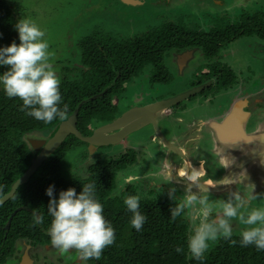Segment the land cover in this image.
Here are the masks:
<instances>
[{
  "label": "trees",
  "instance_id": "obj_1",
  "mask_svg": "<svg viewBox=\"0 0 264 264\" xmlns=\"http://www.w3.org/2000/svg\"><path fill=\"white\" fill-rule=\"evenodd\" d=\"M18 21L19 11L14 0H0V47L13 42L18 44L15 30ZM195 26H189L184 19L166 20L130 38H114L97 32L82 40L80 65L66 68L67 72L60 75L59 107L67 106L62 120L54 119L44 124L27 116L20 110L22 101L9 99L0 88V198L11 190L37 156L28 137L50 138L80 105L79 131L89 137L98 127L118 117L112 100L122 97L126 86L135 78L150 69V83H171L173 79L165 65L166 57L172 52L192 49L202 53L206 67L200 69L198 82L191 84V88L214 78L215 84L200 94L219 93L236 82L232 70L218 61L222 50L243 37L256 35L254 37L264 41V16L260 12L242 13L235 22L216 18L207 30ZM7 67H0V73ZM204 69L208 71L206 74L201 73ZM78 144L85 145L74 136L66 138L27 183L0 206V264H6L16 246L22 243L29 248L51 246L46 232L51 221L47 214L49 197L45 195L49 185L53 186V197H56L68 188L79 193L87 183L96 185V198L103 205V215L115 229L114 243L103 250L99 261L89 260L87 264H200L189 257L186 247L189 223L184 216L173 219L170 215V209L175 206L171 199L140 198L139 210L147 219L140 231L131 228L132 213L123 201L137 194L132 188L118 196L113 191L117 173L133 163L132 153L120 156L119 160L99 157L96 164L89 166L85 178L60 176L58 172L66 153ZM19 208L21 210L13 215ZM34 215L43 216V223L35 224ZM176 248L182 251L178 253ZM20 255L13 258L14 261L18 262ZM203 264H264V251H257L251 245L241 247L239 234H233L230 240L221 238L212 243L204 254Z\"/></svg>",
  "mask_w": 264,
  "mask_h": 264
},
{
  "label": "rangeland",
  "instance_id": "obj_2",
  "mask_svg": "<svg viewBox=\"0 0 264 264\" xmlns=\"http://www.w3.org/2000/svg\"><path fill=\"white\" fill-rule=\"evenodd\" d=\"M138 1L142 4L124 6L118 0H14V3L17 5L20 20L28 19L45 32V39L49 44V52L52 53L50 63L59 80L60 75L67 72L66 68H76L80 65L79 45L81 41L97 32L114 38H129L151 30L165 22L166 19L173 21L184 19L186 24L191 27L196 25L195 27L201 26L202 29L207 30L211 26L212 19L217 16L227 18L231 22L238 21L242 13L254 14L260 12L264 16V0ZM254 36L238 39L226 50H222L218 61L232 70L236 82L226 90L207 96L209 98L206 102L201 103L208 110H220L223 106L230 104L232 99L243 97L242 100H246L254 112L252 119H249V124L253 128L250 126L249 130L256 133L259 129L264 131V104L255 106L259 99H264V41ZM187 54H191L193 62H190L191 59H187ZM182 55L184 59L180 56V60H187V65L181 73L177 69L175 55L172 57V54H169L165 59V65L172 75L173 80L171 83L167 85L150 83V69H148L127 85L123 93V99H121L119 112L122 113L124 111L125 113L130 109L148 106L157 100L162 101L172 98L192 89L191 84L195 81L200 69L206 67L203 65L205 62L199 50H190L189 53ZM202 96L198 94L196 97L183 102L182 107L186 108L188 112L178 113L177 116H181L186 122H189L190 115H194L190 111L196 115V108H199L200 105L198 100ZM129 107L132 108L128 109ZM201 111L206 110L202 109ZM147 130L149 131V129ZM147 130L140 131L141 133L137 132L128 138L129 141H136L134 145L128 142L127 144L131 145H127V147L126 145H121L108 149L100 148L99 150L101 151L99 153L107 154L105 156L108 157L109 155L112 158V156H117L119 153L124 152L126 148H132L141 160L142 156L146 155L147 157L148 155L146 151L148 141L144 143L143 140H147V138L141 137L139 134L146 136ZM33 138L29 136L28 140ZM81 149L84 150V153H87L85 148ZM79 154L80 152L76 150L66 153L58 172L60 176L66 178L71 177V175L79 178L88 176L86 166L89 161L91 166H93L96 160H81L79 159ZM258 162L256 168L258 167L263 173H259L262 175L263 180L257 177L255 183L237 181L233 182V184H228L234 185L236 183L237 188H240L242 192L247 191L251 185H254L253 194L263 200L264 160ZM225 168V166L221 168L220 174L225 172ZM127 172L135 174L136 169L127 170L117 177V193L122 190L119 185L122 183L124 176L122 178L121 176L128 174ZM257 186L259 190H257ZM227 190L229 189L219 194L220 197H224L219 199L228 198L229 193ZM209 195L210 199L216 197L215 194ZM156 197L168 199L169 196L167 193L158 192ZM253 201L255 202L254 205H257V200ZM185 218L187 217L185 216ZM188 222L189 224L191 223L189 219ZM245 227L238 221H234L233 234H239ZM28 247L27 245L23 247V243L17 245L16 251L12 257L7 259L6 264H16L13 258L24 254L25 251L28 257L31 254L33 259H38V261L34 259L35 264H81L77 258L78 254L71 249H69L68 253L61 254L52 245L30 252Z\"/></svg>",
  "mask_w": 264,
  "mask_h": 264
},
{
  "label": "clouds",
  "instance_id": "obj_3",
  "mask_svg": "<svg viewBox=\"0 0 264 264\" xmlns=\"http://www.w3.org/2000/svg\"><path fill=\"white\" fill-rule=\"evenodd\" d=\"M19 44L13 42L0 47V67L8 66L0 73V88L9 99L22 101L21 111L44 124L54 119H64V108H60V80L50 63L52 53L45 39V32L34 22L23 19L15 24ZM183 175V173H181ZM184 195L170 209L173 219L186 216L190 220V233L186 247L189 257L203 264L204 254L218 239L230 240L233 222L246 227L239 233L241 247L254 246L264 251V207H250L258 199L254 185L245 192L232 191L227 199L211 200L207 187H199L196 175L188 177ZM193 185L196 191H193ZM211 186V181L208 182ZM175 188L170 189L169 198L175 201ZM49 197L47 214L51 217L46 229L51 245L59 253L75 251L81 264L89 260L99 261L103 250L115 241V229L103 215V205L96 198V185L84 184L81 191L68 188L53 197V186L45 189ZM132 213L131 228L140 231L146 216L139 210L140 197L129 195L123 201ZM34 223L42 224L43 216L34 215ZM236 243V241H232ZM176 248V252H181Z\"/></svg>",
  "mask_w": 264,
  "mask_h": 264
},
{
  "label": "flooded vegetation",
  "instance_id": "obj_4",
  "mask_svg": "<svg viewBox=\"0 0 264 264\" xmlns=\"http://www.w3.org/2000/svg\"><path fill=\"white\" fill-rule=\"evenodd\" d=\"M118 1L124 6H137L142 4L138 0H129V3L127 4L122 0ZM216 18H219V16L213 18L212 20ZM189 51L171 53L172 57L173 55L176 56L175 63H177V69L180 73L187 65V60L181 61L182 59L180 60V56L183 58L182 54L189 53ZM191 58V54H187V59ZM190 62H193V60L191 59ZM203 71H205V69ZM203 71H201L202 74H206L208 72ZM196 82H198V76H196L195 81H193V83ZM207 84H209V86L205 89H208L211 85L215 84L214 78L204 81L200 86H205ZM198 94H195L185 101L196 97ZM123 95L120 98L115 97L112 100V105L117 108L118 117L124 113V111L122 113L119 112ZM207 96H211V94H204L199 98V108H196V115L194 112L190 111L194 115H190L189 113L191 117L189 122H186L181 116H177L178 113L188 112L186 108L182 107V103L185 101L173 106L158 117L156 119V124L163 140L156 134L152 125H148L137 131L142 132L149 129V131L147 130L148 132L145 131L146 136L139 134L141 137L147 138V140H143L144 143L148 141V147H146L148 155L147 157L146 155L142 156L143 158H141V160L138 158L136 151L132 148H126L124 152H118L119 154L117 156H112V158L109 155L108 157L105 156L107 154L103 155V153H99L101 151L99 150L100 148H97L93 155L90 156L88 153V147L85 143L83 144L86 146L78 145L70 151L76 150L77 152H80L79 159L81 160H98L99 157L106 160H119L120 156L125 155L128 152L132 153L133 163L121 168L120 172L116 175L115 190L113 193L117 196L126 189L132 188L135 191V194H137L140 198H155L158 192L167 193L169 196L170 189L175 188V193L173 194L175 201L171 200L179 203L182 195H184L185 187L188 183H190L187 181L188 177L194 174L197 177L199 187L204 185V187L208 188L209 194H215L216 197L211 198V200L224 198L223 196L220 197L219 194L226 192V189H229L227 190L228 193L232 191L242 192L240 188H237L236 183L234 185H229L228 183L233 184V182L237 181L255 183L257 177H260L263 180L261 175L263 173L258 167L256 168V166L259 163L258 161L264 160V149L262 147L259 148L256 144H254L252 139L258 135L264 134V131H260L259 129L255 133V131L249 130L250 126L253 128V126L249 124V119H252L254 112L251 105L248 104L246 100H242L243 97L232 99L230 104L223 106L220 110H208L202 104L209 98ZM158 101L159 100L153 102V104ZM260 104H264V99H259L255 106ZM130 108L132 107H129L128 109ZM202 109H205L206 111H201ZM77 127L78 131L79 129L81 130V126L79 124H77ZM133 134H130L116 145L102 148L108 149L110 147L114 148L121 145H126V147L127 145H134L136 144V141H129L128 139ZM128 142L131 144H127ZM168 147L170 149H168ZM81 148H85L87 153H84V150ZM90 165L89 161L86 166L87 170ZM224 166L226 167V170L220 174V170ZM135 169V174L127 172L128 174L121 176V178L124 176L123 180H125V184L122 187V190L117 193V177L127 170ZM181 173H183V175H181ZM233 176L235 177L232 179ZM209 181H211V186H208ZM192 190L196 191L195 185H193ZM257 190H259L258 186ZM256 200L257 205H254L255 202L251 201L250 207H264V198L261 200V197H258ZM185 219L188 222V219ZM38 248L40 247H35L33 249L30 247L28 251H35ZM22 256L23 254L20 256V259L16 262V264H20ZM29 258L32 264H35V258L33 259L31 254L29 255ZM35 260L38 261V259Z\"/></svg>",
  "mask_w": 264,
  "mask_h": 264
},
{
  "label": "water",
  "instance_id": "obj_5",
  "mask_svg": "<svg viewBox=\"0 0 264 264\" xmlns=\"http://www.w3.org/2000/svg\"><path fill=\"white\" fill-rule=\"evenodd\" d=\"M124 3H129V0H122ZM209 84L195 87L189 91L168 98L157 103L134 108L126 111L120 117L115 119L112 123L102 126L93 131L92 135L89 137H84L78 131V113L81 105L75 109L72 115L60 124L57 131L48 139H29L30 146L34 152L37 153V156L31 161L29 168L24 172V174L16 181L11 187V190L0 198V206L10 200L17 189L27 183V181L33 176L36 170L61 146V144L69 136H74L80 142L85 143L88 147V153L90 156L96 151L97 148L113 146L121 142L124 138L133 134L142 128L152 125L156 134L163 140L162 135L157 127L156 119L165 113L168 109L173 106L178 105L179 103L189 99L195 94L200 93ZM252 142L256 144L259 148L264 149V134L258 135L252 139ZM168 149H170L168 147ZM150 179V178H148ZM124 181L119 185V188L124 186ZM123 184V185H122ZM200 187H204L201 185ZM21 208L17 209L13 215L20 211ZM29 211L28 209H25ZM9 225V224H8ZM26 253V252H25ZM23 254L20 264H32L30 258L27 254Z\"/></svg>",
  "mask_w": 264,
  "mask_h": 264
}]
</instances>
